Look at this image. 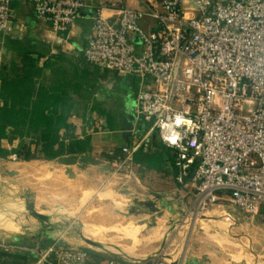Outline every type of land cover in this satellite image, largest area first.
I'll use <instances>...</instances> for the list:
<instances>
[{
    "label": "built area",
    "instance_id": "2783aa9c",
    "mask_svg": "<svg viewBox=\"0 0 264 264\" xmlns=\"http://www.w3.org/2000/svg\"><path fill=\"white\" fill-rule=\"evenodd\" d=\"M19 1L0 0L4 37ZM29 1L68 48L82 11L92 9L84 54L101 69L139 79L134 113L175 151L179 197H193L201 209L228 201L264 222V0H195V9L185 0H142L144 8L116 0ZM133 135L119 154L111 152L117 169L133 164L142 143ZM68 229L45 245L3 236L0 246L28 248L35 255L29 264H141L97 256L68 240Z\"/></svg>",
    "mask_w": 264,
    "mask_h": 264
},
{
    "label": "crops",
    "instance_id": "0c3cea01",
    "mask_svg": "<svg viewBox=\"0 0 264 264\" xmlns=\"http://www.w3.org/2000/svg\"><path fill=\"white\" fill-rule=\"evenodd\" d=\"M87 1L94 4L99 0ZM116 1H123L127 6L133 8L145 7L142 0ZM16 9L18 15L14 23L15 28L7 36H11L12 38H16L22 41L24 45L23 47L28 49L27 56L38 59L37 64L39 68L42 69L43 74V77L36 85L35 94L29 102V104L31 105L30 108L36 113L40 112V110H44L46 113H56L57 115H59L61 113V110L59 111L57 106H73L74 114L72 124L67 125L66 123H61V126H57L54 124L56 120L53 119L49 123L52 130L50 132H45L43 138L44 141L48 144H53L58 142L59 140H63L64 143L67 144L71 139H83L87 135H91L93 138L92 149L90 151L78 153L79 157H76L78 161L74 164L78 163L79 165H74V167L71 169L73 171L77 170V172H79V175H87L89 173L90 177H88V181L91 182L94 178L101 179V176H99L101 174L96 175L97 173L94 172L95 169H100L105 165H109L110 162L113 161L115 153L112 154V150H115V152L121 151V147L123 145L132 142L133 137H135L133 134L139 135L143 140V146L141 145L142 147L140 146V148L143 149L144 153L142 158H140L138 162L135 163L134 161V167H137L138 169H140V167H143L144 172L140 174V177L146 183L149 179H154L153 185L157 188L171 187L173 185V187L170 189H178L181 184L179 182V176L175 170L176 153L173 149L163 144L157 130L152 127L150 121L142 118L145 123L139 124L142 119L133 117L132 124L125 126L126 119H130L132 121V119L130 117H127V115L136 116L133 112L136 100V89L134 92L128 90L126 92L124 91L121 94L122 101L117 104V114L115 113V117L111 118V114L109 113L110 109H107L109 105L107 107V105L105 104L107 103V98L105 96L109 97L111 95L112 88L115 90V87L113 85V78L115 77L110 76V73L113 72L101 69L100 67L91 63L86 58L83 51L85 45L87 44V36L91 28V20L89 16L92 13V9L85 8L82 11V14L78 19V26L76 27L74 36L72 38V48H68L64 45L61 34L55 32L50 21L37 17L35 8L29 0H20L17 3ZM105 13H107L108 15L110 14L108 13V11H106ZM111 17L112 19H115V16ZM143 23L148 29L153 26L149 21H144ZM8 41L9 40H7V37H5V39H3L2 41L3 43L0 42V50L2 49L4 51L0 52V90L4 80V77H2L1 74L2 61L11 58L12 52L10 51L11 48L8 45ZM127 77L132 81L135 80L132 77ZM101 82H104L105 84H102ZM132 93V100H126L128 99L127 97H129V95H131ZM129 99H131V97ZM2 101L3 98L0 97V102ZM121 102H125L123 106H120ZM124 107L129 108L127 111V115L124 113ZM116 118H118V121L122 123V125L119 127L114 125L112 122H116ZM138 127L140 129H137V132L135 133V130ZM78 134L81 135L78 136ZM14 137L15 138L13 140L4 138V145L9 148H15L18 144V140L16 136ZM8 141H11L12 144L9 145ZM32 145L35 148L37 142L34 141ZM154 153L159 155L161 168H145L143 164L144 160H146L147 155ZM14 154L15 153H11L8 157H0V167L6 169L8 173L4 178H0V181L3 183L2 185L5 186V189L11 192L13 191L12 194H9V192H7L0 195V238L2 235H7L10 237V239L14 240L15 243L19 244L22 242V240L26 239L22 236H18L22 235V229L26 231L30 230V232H32L30 234L34 235L35 232H41V228L45 226L43 224L42 226L39 225V227H30L31 225L35 224V221H32L31 217L27 213V210H23V205H21V203L24 201V206L26 209L25 202L28 195L32 194L34 195L35 205L37 207L39 206V204L43 205L44 211L42 212L49 215V211H52L53 207L56 206V204H54V202L56 201H53L55 199L53 196L54 192H56L58 187L61 188L64 184H67L68 179L66 177L65 183H63L62 181H56L60 169H52L55 160H22L14 158ZM69 155L71 154L66 153L59 159H63V157L65 156L69 157ZM111 155H113V158ZM56 160H58V158ZM97 160H101V162L96 163ZM43 162L44 164L41 165L42 167H40L39 169L36 168ZM44 173H48L51 177V179L49 180V184H47L46 182L48 177H44L42 175ZM102 183L104 184L105 180ZM166 183L168 184L166 185ZM88 186H90V184H88L87 187ZM50 193H52L51 197L49 196ZM15 195L18 196L16 197ZM168 198L170 199V197ZM188 199L191 200L192 205H194V198L188 197ZM190 203L191 202H189V204ZM218 206L220 207L216 206V208H210V215H214L216 213L213 212H217L218 218H216L215 220L221 222L217 224H221V226L224 227H227L228 224L230 226V224H232V222L229 221L231 220L229 219L230 213L234 215L235 210L232 209V205H230L228 201H225L224 203H222V205ZM156 207L159 208V206L157 205ZM105 214H103L102 219L105 221L108 220L110 224H113L112 221L114 220L125 219L123 213H119V215L109 213L107 216ZM100 217L101 215L98 214L95 219L99 221L101 220ZM232 218L236 219L235 215ZM92 219L95 220L94 218ZM255 219L262 221L259 218ZM52 220H54V218L50 214L49 217L44 219V222L48 223L52 222ZM207 220H209L207 217L206 220H202L201 224L198 227L199 230L205 228V235H219L213 232L214 225H210L211 221ZM99 224L100 226L97 227L103 228V230L101 229L102 234L113 230H105V228L122 227L119 224ZM262 224L264 225V222ZM261 228L264 229V226H261ZM50 238L51 237H49L47 241H49ZM197 239L201 240L204 244H202L201 248H198L199 244L197 246L196 243V251L201 249L202 254H207L212 259L213 248L212 246L210 247V245L207 244L208 238L206 236L204 237L203 234L200 235V233L192 235L193 247L194 240ZM163 242L164 240L162 239V243L160 242L159 244L162 245ZM99 254V256H101V253ZM162 255H164L165 259L169 262H175L177 261L176 259L179 254H176V256L173 257L172 260L168 259L169 253H163ZM197 255L198 254L196 252H191V249L186 253V257L188 256V261H191L190 264H196V259L192 260V258L194 259L195 257H197ZM117 256H120L125 260H129L125 255ZM151 256H155V251ZM129 261L132 262L133 260ZM214 263L222 264L220 260H216L215 258L214 260H212L211 264ZM197 264H205V262L200 261Z\"/></svg>",
    "mask_w": 264,
    "mask_h": 264
},
{
    "label": "rangeland",
    "instance_id": "374dc122",
    "mask_svg": "<svg viewBox=\"0 0 264 264\" xmlns=\"http://www.w3.org/2000/svg\"><path fill=\"white\" fill-rule=\"evenodd\" d=\"M184 4L187 9H195L196 6L195 0H185ZM3 39L5 37L2 35L0 38L1 43H3ZM0 52L4 51L1 49ZM110 74V76L115 77L113 78L115 90L112 88L111 95L109 97L105 96L107 98V103L105 104L107 107L109 105L107 109H110L109 113L112 118L117 114V104L122 101L121 94L124 91L130 90L134 92L135 89L137 90L139 79L134 75L119 74L116 72ZM127 76L135 80L132 81ZM101 83L105 84L104 82ZM130 97L131 99H129ZM127 98L125 99L132 100L133 93ZM124 103L121 102L120 106H123ZM124 109V113L127 115L129 108L124 107ZM115 120L116 122L112 121L114 125L118 127L122 125L118 121V118ZM132 122L130 119H126L125 126L131 125ZM137 129L139 130L140 128H136L135 133ZM14 134L15 132H12V135ZM8 144L11 145L12 142L8 141ZM141 145L143 146V140ZM143 153L142 148L137 150L135 163L142 158ZM54 160L52 169H60L56 181L65 183L66 177L68 179L67 184H64L61 188L58 187L53 194L55 198L53 201H56L54 202L56 206L49 213L54 220L48 222L49 224L44 222V219L49 217L50 214L48 215L42 212L44 211L43 205L39 204L38 207L35 205L34 195H28L25 202L26 209L24 201L21 205H23V210H27L32 221H35V224L30 227H39V225L42 226L43 224L45 226L41 228V232H35L34 235L30 234L32 233L30 230L26 231L22 229V235H18L26 238L19 243L22 246H32L36 242L48 243L47 239L49 237H51L50 240L52 241L53 237L69 225L66 235L68 240L74 244L88 246L90 249L101 253V256L125 255L127 259L133 260L132 262L140 261L139 263L141 264H190L191 261H188L186 253L191 249V252L194 251L198 254L194 259L192 258V260L196 259V264L200 261L205 262V264H211L214 258L220 260L222 264H264V229L261 228V226H264L262 224L263 222L239 211L233 205L232 209L235 210L234 215L236 219H233L232 217L234 215L230 213L229 219L231 220L229 221L232 224L230 226L228 224L229 227H224L221 224H217L221 223L220 221L215 220L218 218L217 212H213L216 214L210 215L212 208L201 209L195 207L188 197H179L175 193V188L173 190L170 189L173 185L171 187L157 188L153 185L154 179H149L146 183L140 177V174L144 172L143 168L140 167L138 169L134 167V161L130 167H121L120 169H117V165L112 161L109 165L95 169L94 172L97 173L96 175L101 174L99 175L101 179L94 178L89 182V173L87 175H79L77 170H71L74 165H79L78 163H66L63 159L59 158L58 160ZM42 164L44 162L36 168L39 169L42 167ZM7 174L6 169L0 167V178H4ZM42 175L48 177L46 182L49 184V180L51 179L50 175L48 173ZM104 180L105 183L103 184L102 182ZM2 184L0 181V195L7 192L12 194L13 191H8ZM88 184L90 186L87 187ZM51 194L49 195L50 197L52 196ZM15 196L17 197L18 195ZM225 199L228 200L227 197ZM189 202L191 203L189 204ZM34 211H37V214ZM38 213L45 215V218L38 215ZM109 213L117 215L123 213L125 219L114 220L112 221L113 224H110L108 220L105 221L102 219L103 214L107 216ZM98 214L101 215V220L99 221L95 219ZM206 217L209 219L207 221H211L210 225H214L213 232L219 235H205V228L199 230V225L203 219L206 220ZM99 223L105 225L119 224L122 227L105 228V230H113L101 234L96 241L94 233L103 229L97 227L100 226ZM197 233H200V235L203 234L204 237L206 236L208 238L207 244L213 248L212 259L207 254H202L201 249L196 251V243L197 246L199 244L198 248H201L202 244H204L201 240H194L193 247L192 235ZM87 238L94 240L97 245L88 242ZM162 239L164 242L161 245L159 243H162ZM21 250L32 259L30 262H34L35 255L31 250L28 248H22ZM154 251L155 256H151ZM163 253H169L168 259L170 260L176 254L179 255L177 256V261L169 262L162 255Z\"/></svg>",
    "mask_w": 264,
    "mask_h": 264
},
{
    "label": "trees",
    "instance_id": "16d2710c",
    "mask_svg": "<svg viewBox=\"0 0 264 264\" xmlns=\"http://www.w3.org/2000/svg\"><path fill=\"white\" fill-rule=\"evenodd\" d=\"M16 19L17 17L14 23ZM1 36L0 33V38ZM5 37L9 40L8 45L12 52L11 58L2 61L1 74L4 80L0 90V97L3 98V101L0 102V157H8L11 153H15L17 158L22 160H54L66 153L79 157L78 153L90 151L93 146L91 135H87L83 139H71L67 144L63 140L53 144L43 141L45 132L52 130L49 123L53 119L56 120L54 124L57 126H61V123L72 124L73 106H57L58 110H61L59 115L46 113L44 110L37 113L32 111L29 102L35 94L37 83L43 77L42 69L37 64V58L27 56L28 49L23 47L21 40L7 35ZM12 132L15 134L12 135ZM14 136L18 139V145L15 148L4 145V138L13 140ZM34 141L37 142L35 148L32 145ZM117 154L119 153L117 152ZM111 156L113 158V155ZM143 164L145 168L149 169L161 168L159 155L155 153L147 155ZM47 242L49 243L51 240L49 239ZM90 251L97 256L100 255L94 250L90 249ZM111 256L121 258L117 255ZM31 260L28 254L22 252L20 248L5 249L0 246V264H27Z\"/></svg>",
    "mask_w": 264,
    "mask_h": 264
},
{
    "label": "water",
    "instance_id": "95a60500",
    "mask_svg": "<svg viewBox=\"0 0 264 264\" xmlns=\"http://www.w3.org/2000/svg\"><path fill=\"white\" fill-rule=\"evenodd\" d=\"M133 112H134V109H133ZM129 117L132 119L133 117H135L136 118V116H131V115H129ZM132 121H133V119H132ZM143 124V123H145L144 122V120L142 119L141 120V122L139 123V124ZM63 161H65L66 163H76L78 160H77V158H76V155H73V154H71V155H69V157H63ZM97 162H101V160H97ZM31 207H32V205H31ZM34 213H36L37 214V211H34ZM38 215H40V216H42L43 218H45V215H42V214H40V213H38ZM67 226H69V225H67ZM63 229V228H62ZM4 237H6V238H9L10 239V237L9 236H7V235H3ZM87 241L88 242H90L91 244H95V245H97V243L94 241V240H92V239H89V238H87Z\"/></svg>",
    "mask_w": 264,
    "mask_h": 264
},
{
    "label": "bare ground",
    "instance_id": "6f19581e",
    "mask_svg": "<svg viewBox=\"0 0 264 264\" xmlns=\"http://www.w3.org/2000/svg\"><path fill=\"white\" fill-rule=\"evenodd\" d=\"M88 230H90V228H88ZM103 230V229H102ZM102 233H101V231H99V232H95L94 233V237H96V241H97V239H98V237L101 235Z\"/></svg>",
    "mask_w": 264,
    "mask_h": 264
},
{
    "label": "flooded vegetation",
    "instance_id": "af4514ba",
    "mask_svg": "<svg viewBox=\"0 0 264 264\" xmlns=\"http://www.w3.org/2000/svg\"><path fill=\"white\" fill-rule=\"evenodd\" d=\"M89 248V250H90V247H88ZM92 250V249H91Z\"/></svg>",
    "mask_w": 264,
    "mask_h": 264
},
{
    "label": "clouds",
    "instance_id": "9594fccd",
    "mask_svg": "<svg viewBox=\"0 0 264 264\" xmlns=\"http://www.w3.org/2000/svg\"><path fill=\"white\" fill-rule=\"evenodd\" d=\"M179 122V121H178Z\"/></svg>",
    "mask_w": 264,
    "mask_h": 264
},
{
    "label": "snow or ice",
    "instance_id": "6c2138e0",
    "mask_svg": "<svg viewBox=\"0 0 264 264\" xmlns=\"http://www.w3.org/2000/svg\"><path fill=\"white\" fill-rule=\"evenodd\" d=\"M174 142V141H173Z\"/></svg>",
    "mask_w": 264,
    "mask_h": 264
}]
</instances>
